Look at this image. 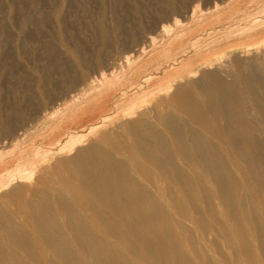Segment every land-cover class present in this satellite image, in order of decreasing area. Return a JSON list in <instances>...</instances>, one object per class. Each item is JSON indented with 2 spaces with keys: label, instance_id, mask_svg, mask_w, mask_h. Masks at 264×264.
I'll use <instances>...</instances> for the list:
<instances>
[{
  "label": "bare ground",
  "instance_id": "bare-ground-1",
  "mask_svg": "<svg viewBox=\"0 0 264 264\" xmlns=\"http://www.w3.org/2000/svg\"><path fill=\"white\" fill-rule=\"evenodd\" d=\"M242 43L144 90L93 139L71 134L48 165L8 168L0 264H264V112L235 99L242 71L264 69V37Z\"/></svg>",
  "mask_w": 264,
  "mask_h": 264
},
{
  "label": "rangeland",
  "instance_id": "rangeland-1",
  "mask_svg": "<svg viewBox=\"0 0 264 264\" xmlns=\"http://www.w3.org/2000/svg\"><path fill=\"white\" fill-rule=\"evenodd\" d=\"M261 16L264 0H0V178L19 162H53L42 158L71 134L93 139L90 126L208 53L264 37V27L238 34L264 25ZM242 72L237 106L264 112V69ZM112 75L120 79L110 84Z\"/></svg>",
  "mask_w": 264,
  "mask_h": 264
}]
</instances>
